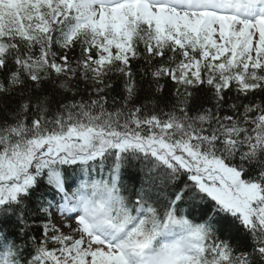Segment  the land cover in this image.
Instances as JSON below:
<instances>
[{
  "label": "snow or ice",
  "instance_id": "snow-or-ice-1",
  "mask_svg": "<svg viewBox=\"0 0 264 264\" xmlns=\"http://www.w3.org/2000/svg\"><path fill=\"white\" fill-rule=\"evenodd\" d=\"M0 264H264V0H0Z\"/></svg>",
  "mask_w": 264,
  "mask_h": 264
}]
</instances>
